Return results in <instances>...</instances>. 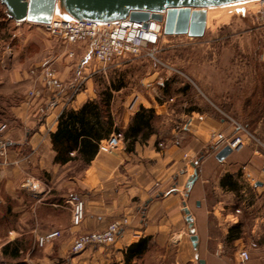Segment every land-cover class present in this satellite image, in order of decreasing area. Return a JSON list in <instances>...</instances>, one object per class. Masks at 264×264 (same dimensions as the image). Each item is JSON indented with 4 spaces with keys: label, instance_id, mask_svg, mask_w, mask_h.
I'll use <instances>...</instances> for the list:
<instances>
[{
    "label": "rangeland",
    "instance_id": "1",
    "mask_svg": "<svg viewBox=\"0 0 264 264\" xmlns=\"http://www.w3.org/2000/svg\"><path fill=\"white\" fill-rule=\"evenodd\" d=\"M257 1L250 0L209 8L210 14L203 37L165 36L163 33L153 55L150 51L144 50L137 57L130 56L120 60L118 64L105 67L93 57L92 41L68 44L64 40L50 37L42 26L13 21L6 7L0 2V113L9 97L13 100L20 89H25L27 93L30 87V71L33 68L50 66L56 69L57 73H66L67 78L64 83L73 84L72 89L76 91L86 88L89 80L96 97L101 90L122 83L123 91L118 94L114 92L115 109L118 112L125 110L122 104L130 102L138 94L151 99L149 97L151 92L156 100L163 101L162 85L167 79L171 81V85L168 87L169 95L164 92L166 96H176L184 88L186 92L181 91L183 96L167 104L172 110V117L167 125L163 127L160 120L155 121L156 125H159V128L156 126L157 129L162 133L161 142L164 146L166 143L164 139L173 140L176 132L182 134L185 132L184 128H189L192 120L188 121L183 115L192 110L202 111L207 115L205 119L209 124L207 128L213 127L220 131L227 127L228 122L232 125L238 123L247 126L248 130H257V136L263 137L264 3ZM71 51L74 56L66 62L65 59L69 58ZM57 55H62L61 63L54 58ZM20 68L27 73L21 87L6 85L5 79L7 80L8 77L6 70ZM59 92L53 91L52 95L57 96ZM19 94L22 96L24 92ZM39 108L44 109V114H40ZM37 113L39 117L44 116L45 107H38ZM194 122L193 124H198L200 120ZM3 129L4 127L0 125V133ZM200 131L205 140L202 152L193 160L194 167L187 165L191 178L195 175L194 170L199 165L200 159L217 152L213 141L210 140L211 131L204 128ZM175 141L177 142L178 139ZM1 142L5 143L0 136ZM260 142L264 143V140ZM249 156L250 151L245 149L241 152H232L227 160L242 162ZM218 165L215 156L211 155L204 166L202 165L201 177H210L217 170ZM79 167L74 173L77 174ZM242 171L231 178L232 183L237 187L235 194L221 188L220 171L207 182L204 181L207 201L218 204V213L214 214L211 210L210 215L214 221L211 229L216 236L215 240L209 243V253L199 247V244L195 249L190 240L192 233L196 234L195 232L205 226V223L201 225V221L198 220L197 223L193 221L194 225L190 227L188 222L179 225L171 217L167 234L143 236L141 240H148V249L132 264H200V260H204L206 264V257H210L212 253L226 258L229 264H236L235 254L238 255L240 245L236 242H226V233L229 228L237 224H233L232 217L227 218V212L232 210V213H236L239 206L244 210L241 205L244 196L248 194V197H259L257 192L251 190L252 181ZM182 173H185V168ZM178 174L177 177L180 176ZM176 178L175 181L172 180V184L178 182ZM200 180L193 187L190 196H186L187 187L181 189L182 201L187 203L192 217L198 212V200L195 204L194 199L202 194ZM76 190L70 192L71 194L68 192L59 207L49 206L50 201H45L46 199L42 202L44 204L38 203L39 197H36L34 192L26 196L19 194V190L12 193L11 205L9 207L0 205V264H123V255L112 254L109 259L105 258V254L114 251L121 235L114 245L93 246L77 254L73 252L72 247L74 241L84 233L54 230L61 234L58 239L43 247L38 245L39 237L53 231H48L52 223L58 222L63 225L71 220L74 226L71 206L67 204V200L77 196L84 201L81 192ZM182 203L179 205L180 208H184ZM262 208L264 209V203L261 204ZM182 217H185L184 214ZM242 217L248 219L250 224L251 221L246 213ZM40 229L43 232L35 234ZM130 239L132 236H128L127 241ZM7 245L9 249L7 254H4L3 250ZM15 249H19L17 258L11 257Z\"/></svg>",
    "mask_w": 264,
    "mask_h": 264
},
{
    "label": "crops",
    "instance_id": "2",
    "mask_svg": "<svg viewBox=\"0 0 264 264\" xmlns=\"http://www.w3.org/2000/svg\"><path fill=\"white\" fill-rule=\"evenodd\" d=\"M73 56L74 53L71 51L69 58L65 59L66 62H69ZM54 58L59 63L63 60L62 55H57ZM6 72L8 77L7 80L5 79V84L8 86L12 84L11 86L17 85L20 88L27 77V73L21 68L8 69ZM58 74L64 83L67 78L66 73L58 72ZM29 79L30 87L27 89V93H25V89H20L19 93L24 92V95L21 96L17 93L13 100L8 96L7 104L5 107L3 106L2 113H0V125L4 127L0 136L6 144V156H0V205L9 207L12 203L11 194L19 190V194L25 196L34 192L36 197H39L38 203L48 200L50 201L49 206L59 207L68 192L78 189L85 202V219L82 225L74 227L71 220L63 225L56 222L52 223L48 231L61 230L67 233L84 234L101 232L107 229L111 223L126 219L128 225L122 231L114 251L105 254L106 260L112 254L124 256L127 248L145 235L167 234L166 230L172 220L171 217L179 225L186 224V218L182 217L183 208L179 206L183 202L181 189L187 187L191 179L187 165L194 167V158L203 150L205 139H203L204 135L200 129L204 128L211 133H223L229 136L236 131V125L226 122L227 127L220 131L213 127L207 128L209 127L205 120L207 115L202 111L192 110L183 115L188 121L192 120L189 128H184L185 132L182 134L176 132L174 138L178 139L177 142L175 139L170 141L164 139L166 142L164 146V143L161 142L163 140L162 133L157 129L159 125H156L155 121L160 120L163 127L165 124L167 125L172 117V110L168 108L167 104L175 98L183 96V93L186 92L183 88L181 89L183 93L180 91L176 96H166L164 92L166 91L169 95L168 87L171 85V81L167 79V82L162 85L163 87L161 86L164 88L162 99L165 101L156 100L150 92L151 99L138 94L130 102L122 104V107L125 108L122 112L115 109V101L112 103L111 112L114 127L117 129L113 133L122 132L125 134L133 124L134 116L140 110L145 113L153 111L154 119L150 129L144 128L139 132L132 151L127 150V143L124 139V142L114 153L107 155L98 152L90 164L84 168L79 161L60 165L55 162L56 152L51 139V134L58 129L60 115L66 109H80L86 102L94 100L96 94L89 85V80L87 87L79 91L72 89L73 84L64 83V88L56 96L52 95V91L43 89L38 83H34L32 76ZM34 87L41 90L43 97L31 101L27 94ZM123 89L124 87L115 94L121 93ZM42 106L45 107L46 114L39 117L37 108ZM196 120H200V122L193 124ZM241 126L248 132L250 131L259 141L264 140V135L263 137L257 136V130L252 131L248 130L247 126ZM245 149L250 151V156L246 161L232 162L226 158L220 162L216 159L219 163L217 170L206 178L201 177L202 165L204 166L211 155L216 158L220 150L200 159L199 165L194 170V174L197 173L198 178L190 190L187 188L186 196L191 195L193 187L201 179L202 194L194 199L195 204L198 200V212L193 214V221L197 223L199 220L201 225L205 223V226L200 227L195 233L199 238V247L208 252L209 243L211 240H215L216 236L211 229L214 224L213 218L210 217L211 210L217 214L218 204H211L207 201L204 181L207 182L220 171L221 188L235 194L236 185L233 189L230 188L228 181L225 183V179L231 180L232 176H236L240 170H243L242 172L246 173L247 178L252 181L251 190L257 192L259 197H248L249 194L244 196L241 205L244 210L239 206L243 214L241 213L237 217L236 213L228 210L227 218L232 217L233 224L241 227L242 237L235 241L240 245V249L251 248L254 242L258 245L257 248L250 249V260L247 264H264V209H261V204L264 203V151L253 141H249L243 150ZM77 167H79V171L76 174L74 171ZM184 168L185 173H182ZM177 174L180 176L177 177ZM175 178L178 182L172 184V180L175 181ZM19 200L22 202L21 199ZM245 213L251 221L250 224H248V219L242 217ZM41 232L43 231L40 229L35 234ZM13 233L16 234V232ZM128 236H132L130 241H127ZM205 260L206 264H229L226 258L213 253ZM235 262L237 264L236 258Z\"/></svg>",
    "mask_w": 264,
    "mask_h": 264
},
{
    "label": "built area",
    "instance_id": "3",
    "mask_svg": "<svg viewBox=\"0 0 264 264\" xmlns=\"http://www.w3.org/2000/svg\"><path fill=\"white\" fill-rule=\"evenodd\" d=\"M42 27L50 37L64 40L68 44L92 41L94 43L93 57L104 67L115 63L118 64L120 60L130 56L137 57L144 50L150 51L151 55H153L161 41L164 29L163 23L154 20H150L144 26L143 23L132 22L129 19L113 23H99L74 21L63 17L53 18L51 23L42 25ZM30 74L34 79V83H39L43 89L53 92L61 91L63 88V82L56 69L50 66L33 68ZM41 97V90L36 88L28 92V98L31 101ZM39 112L44 114V109L39 108ZM235 125L236 131L229 136L216 132L210 134V140L213 141L217 151L228 146L233 152H240L248 145L249 141L254 143L257 141L255 136L245 130L240 124L236 123ZM123 142L124 135L122 132L113 133L98 144V152L112 154ZM256 144L264 151V143L258 140ZM0 156H6V144L2 142L0 143ZM67 204L71 206L73 225L79 226L85 219L84 201L77 196H72L67 200ZM241 213L242 210L238 209L235 216L238 217ZM127 225L128 221L124 219L111 223L104 231L80 235L74 241L73 252L77 254L93 246L107 247L114 245ZM60 236L59 231L47 233L39 237L38 245L43 247ZM257 247L256 242L252 243V249ZM251 248L243 247L239 250L237 255L238 264H247L249 262Z\"/></svg>",
    "mask_w": 264,
    "mask_h": 264
},
{
    "label": "water",
    "instance_id": "4",
    "mask_svg": "<svg viewBox=\"0 0 264 264\" xmlns=\"http://www.w3.org/2000/svg\"><path fill=\"white\" fill-rule=\"evenodd\" d=\"M250 1V0H248ZM9 17L16 22L45 25L52 22L55 15L74 21L113 23L129 19L143 23L150 20L163 23L165 36L187 35L201 38L207 28V9L244 2V0H0ZM228 146L221 149L216 159L223 162L232 154ZM197 173L190 179V190L197 180ZM183 213L189 226L193 217L187 203H183ZM190 240L195 249L199 238L192 233ZM200 264H205L200 260Z\"/></svg>",
    "mask_w": 264,
    "mask_h": 264
},
{
    "label": "trees",
    "instance_id": "5",
    "mask_svg": "<svg viewBox=\"0 0 264 264\" xmlns=\"http://www.w3.org/2000/svg\"><path fill=\"white\" fill-rule=\"evenodd\" d=\"M123 84L111 85L110 88L101 90L98 96L86 102L80 109H66L59 117L58 129L51 134L53 149L56 152L55 162L67 165L79 161L83 168L90 164L98 153V143L108 138L117 129L114 127V119L111 112L114 101V92L123 88ZM154 119L153 111L145 113L140 110L134 116L133 124L125 132L124 139L127 150L132 151L136 137L144 128L151 127ZM75 153V155H74ZM228 181L233 189L234 184ZM242 237L240 225L232 226L226 237V242H235ZM9 245L3 252L7 254ZM148 249V240L143 239L130 245L124 253L123 264H132L141 258ZM19 249H15L11 257L17 258Z\"/></svg>",
    "mask_w": 264,
    "mask_h": 264
},
{
    "label": "bare ground",
    "instance_id": "6",
    "mask_svg": "<svg viewBox=\"0 0 264 264\" xmlns=\"http://www.w3.org/2000/svg\"><path fill=\"white\" fill-rule=\"evenodd\" d=\"M259 1V3L262 1V3H264V0H258ZM258 1H257V3H258ZM237 6V5H236ZM234 7V6H233ZM230 8V7H229ZM209 14H210V10H209V8L207 9V19H208V16H209ZM58 18H61L60 16H58V15H55L54 16V19H58ZM36 25V24H35ZM38 26H42V25H38Z\"/></svg>",
    "mask_w": 264,
    "mask_h": 264
},
{
    "label": "snow or ice",
    "instance_id": "7",
    "mask_svg": "<svg viewBox=\"0 0 264 264\" xmlns=\"http://www.w3.org/2000/svg\"><path fill=\"white\" fill-rule=\"evenodd\" d=\"M244 2H248V0H244Z\"/></svg>",
    "mask_w": 264,
    "mask_h": 264
}]
</instances>
